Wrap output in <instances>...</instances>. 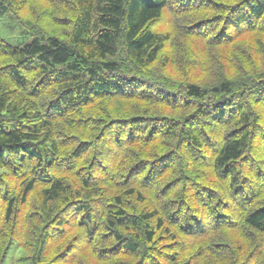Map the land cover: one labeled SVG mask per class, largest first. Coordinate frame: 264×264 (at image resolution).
I'll return each mask as SVG.
<instances>
[{
    "label": "trees",
    "instance_id": "16d2710c",
    "mask_svg": "<svg viewBox=\"0 0 264 264\" xmlns=\"http://www.w3.org/2000/svg\"><path fill=\"white\" fill-rule=\"evenodd\" d=\"M2 17L0 264H264V0Z\"/></svg>",
    "mask_w": 264,
    "mask_h": 264
},
{
    "label": "rangeland",
    "instance_id": "374dc122",
    "mask_svg": "<svg viewBox=\"0 0 264 264\" xmlns=\"http://www.w3.org/2000/svg\"><path fill=\"white\" fill-rule=\"evenodd\" d=\"M0 37L12 46H20L31 40L30 37L22 35L19 26L7 17L0 18ZM239 44H241V42ZM258 53L260 54L259 50ZM253 56L257 58L258 54ZM196 75L198 80L207 79V71L199 70Z\"/></svg>",
    "mask_w": 264,
    "mask_h": 264
}]
</instances>
